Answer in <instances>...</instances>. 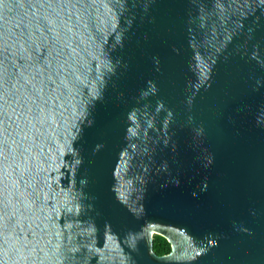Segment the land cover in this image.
<instances>
[{
	"label": "water",
	"instance_id": "1",
	"mask_svg": "<svg viewBox=\"0 0 264 264\" xmlns=\"http://www.w3.org/2000/svg\"><path fill=\"white\" fill-rule=\"evenodd\" d=\"M0 264H264V0H0Z\"/></svg>",
	"mask_w": 264,
	"mask_h": 264
},
{
	"label": "trees",
	"instance_id": "2",
	"mask_svg": "<svg viewBox=\"0 0 264 264\" xmlns=\"http://www.w3.org/2000/svg\"><path fill=\"white\" fill-rule=\"evenodd\" d=\"M154 249L158 254L168 253L171 250V244L165 236L161 234H155Z\"/></svg>",
	"mask_w": 264,
	"mask_h": 264
}]
</instances>
